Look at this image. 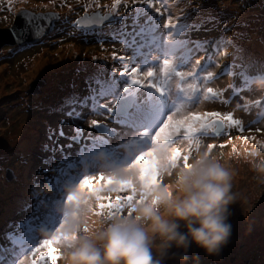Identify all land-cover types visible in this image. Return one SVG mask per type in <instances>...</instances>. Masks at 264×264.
<instances>
[{"label": "snow or ice", "instance_id": "6c2138e0", "mask_svg": "<svg viewBox=\"0 0 264 264\" xmlns=\"http://www.w3.org/2000/svg\"><path fill=\"white\" fill-rule=\"evenodd\" d=\"M11 5L13 0H8ZM20 4H26L29 0H18ZM81 0H77L80 3ZM55 0L48 3L37 4L35 7L46 11H30L28 8L18 10V19L13 22L8 31L16 42V45L7 49L8 54H13L19 50V46L24 44L25 38L29 33L36 37L43 34L46 24L42 21L52 23L60 20V14L56 11H47L50 6H54ZM123 4L126 14L118 11ZM160 4V6H157ZM191 4V0H189ZM65 6L63 3L61 7ZM69 11L72 6L67 5ZM106 12L98 11L101 8L100 0H90L84 4V14L73 22V27L81 30L82 34L95 35L102 37L99 32L105 25H118L108 34L113 41H120L126 50H131L132 55L117 56L112 53L114 60H119L124 64L117 77V69L113 68L109 78L104 79L103 73L106 71L103 64L89 66L81 61L76 69L77 75L84 74V88L76 91L77 85L73 83V91L64 96L60 103L50 106V112L60 113L62 118L53 127L46 125V142L42 144L41 150L50 153L43 159L42 167L38 173L62 172L63 165L66 164L70 170H79L82 166L84 172L95 171L96 174H73L63 182L57 180L51 184L53 197L51 201L37 199L35 191L31 193L33 200L37 204V210L44 206L45 212L39 216H34L17 225L20 230L18 233L8 234V239L14 246H18V251H13L15 257L9 260L8 264H58L60 260L59 245L62 237L57 233L49 234V238L37 240L36 232L40 229H51L57 225V208L61 203L79 201L83 196L96 193L99 201L98 207L101 210L115 209L120 206V202L125 197L103 195L107 190L117 187L119 192L130 191L115 176L109 174L108 169L116 167L125 160V146L133 140H140L152 144L154 147L160 146L171 150L172 160L186 158L181 147L177 145V138L181 137L182 142L189 148L200 141V137L209 133L216 136L227 134L233 128L243 131L246 126L241 119L235 118L234 112L243 107L246 111L250 108V103L246 100L243 105L237 104L236 108L227 111H203L197 107L205 101H219L223 105L230 103V98H225V88H213L209 84L213 82L217 74L209 70L215 63L213 55L228 45H233L235 58L240 59V49L233 44L231 38L220 36L213 39H193L192 32H199L204 24L214 21V17L193 20V13L199 14V8H191L190 11L184 10V15L173 17L169 12L167 19L164 20L163 29L165 35H158L159 20L157 16L149 13L154 9L155 14L163 18L162 7L168 11L167 0H113L112 4L104 5ZM90 9H93L90 11ZM143 17V22H141ZM6 19V18H5ZM131 20V23L128 21ZM64 23H68L67 17L63 18ZM206 31L210 29H205ZM228 26H224V31H228ZM103 46V42L101 40ZM209 46L211 52H209ZM69 48L72 45L68 46ZM201 51L207 53L205 57L196 59L192 63V58ZM163 57V59H160ZM97 61V57L91 58ZM202 59L204 62L202 63ZM135 64L129 70V64ZM152 65V66H148ZM189 65L190 68L188 67ZM146 67V70H142ZM216 67H221L216 63ZM240 68V75L243 78L245 89L251 90L257 78L264 77V72L256 76L247 74V66L243 64L235 65ZM188 68V70H184ZM225 71L229 68L224 66ZM123 80V87L119 86ZM142 90V91H141ZM240 89L233 87V96L239 93ZM264 96V89H260ZM143 96V99H141ZM252 105L264 109V100L257 99L251 102ZM85 109H89V114L95 113L103 115L105 120L111 119L121 124L128 125L134 130L133 134L126 143L113 146L104 136L93 137L91 132L88 136L84 135V124L88 128L95 129L107 136H113L115 130L108 127L104 120L87 118ZM260 123V118L247 125L248 131L252 132L253 124ZM68 129L66 132L65 129ZM255 132H264V128L256 127ZM237 140L245 143L253 141L254 146L264 147V140L258 139L255 135L237 136ZM66 141L67 143H62ZM90 141V144H89ZM82 147L78 154V160L70 159L66 149H71L73 144L81 143ZM232 139L224 141L223 148L231 144ZM210 150L216 145L208 144ZM60 153L61 160L56 161V153ZM233 154L237 153L235 144H232ZM244 152H248L245 148ZM154 175L152 169L148 170V177ZM50 180L46 176V181ZM36 185H33V188ZM69 186L75 187V192L65 194V189ZM131 199V195L126 197ZM8 249L0 248V252H7ZM223 256V251L218 257ZM0 256V261L4 260Z\"/></svg>", "mask_w": 264, "mask_h": 264}, {"label": "clouds", "instance_id": "9594fccd", "mask_svg": "<svg viewBox=\"0 0 264 264\" xmlns=\"http://www.w3.org/2000/svg\"><path fill=\"white\" fill-rule=\"evenodd\" d=\"M254 84L264 89V77ZM181 143L186 158L175 161L165 147L140 140L125 146V160L108 169L130 190L118 208L99 209L96 193L58 206L57 225L44 234L62 237V264H188L193 248L207 257L221 255L233 233L235 170L202 140L190 148ZM243 155L264 180V147ZM117 188L105 193L122 196ZM65 191L72 194L75 187ZM191 261L200 264L197 255Z\"/></svg>", "mask_w": 264, "mask_h": 264}, {"label": "rangeland", "instance_id": "374dc122", "mask_svg": "<svg viewBox=\"0 0 264 264\" xmlns=\"http://www.w3.org/2000/svg\"><path fill=\"white\" fill-rule=\"evenodd\" d=\"M194 1L192 8L198 7L199 11L206 15L217 14L222 16L224 22L221 24H223V26L214 24V21L210 22L215 31L224 30L225 25L228 24L231 26L233 24V32L240 37L239 41L241 42L243 38L247 37L249 24L253 26L252 21L255 20L254 25H256V28H261V32L264 33V18H260L261 12L263 14L264 12L258 10L263 0ZM45 2H47V0H29L28 3L22 5L18 0H13L10 5L8 0L0 1V42L11 38L12 35L10 32H5L1 28H5V25L12 22L13 16L15 14L17 16L20 8L41 9L35 6ZM88 2H90V0H84L83 5ZM104 2L101 4H104ZM62 3L63 2L59 3V10ZM67 4H70V2L67 1L66 5ZM72 5L74 6V17L78 14L77 11L82 5L78 7H76L75 4ZM51 9L52 7L50 6L47 10ZM202 16L205 15L202 14ZM76 31H79V29L77 28ZM55 35L56 36L44 38L40 43L31 47L30 51L21 55L15 51L13 54H8L7 49L0 50V58H8V60L0 61V142L5 138L9 144L13 145V143H15L13 146H10L5 142L3 147H0V223L3 221L4 227L9 224V216L14 214V212L20 214L27 204V198L23 195L24 190L22 189L17 194L9 195L7 189L12 185V182L6 180L2 182L3 170L6 166H14L12 160L16 155H20L19 158L22 157V153L19 152L22 148V140L27 133L33 132V127L37 132L42 131L45 133L46 125L56 119V115H53L45 120L46 118L44 117L48 115V113H43V111L48 104H44V101L45 103H56V96H62V91L67 89V85H63V83L68 82V80L65 79L70 72L68 70L71 66L76 64L74 56L80 51L79 46L81 44L76 43V45H72L69 41H62L61 33L60 38H58V33ZM49 38L53 40L52 43H57V45L51 42L45 43ZM69 45H72V47L69 48ZM85 48V46L81 47V49ZM96 48L101 50V44H97ZM105 51L107 52L106 59H110V52L107 48ZM93 56L94 54L92 52H81L80 56L77 58L79 59V63L75 69L80 66L81 61L89 64ZM10 57L14 58L10 59ZM33 63L39 64L37 68L33 70L34 73H26L32 68ZM81 74L77 75L76 73V77H79ZM36 77L46 78L47 85L42 88L40 93H26L25 91L29 87V83ZM223 78L227 81L225 76ZM223 83H225V81ZM222 86H227V83ZM253 90H256V88L253 87L251 90L247 89V91ZM251 94L258 96L262 95L260 88H258V91L251 92ZM42 105L43 107H41ZM207 105V103L202 104L203 107ZM212 106L223 111L227 109V106L221 103L213 104ZM102 119L104 122L112 123L110 119L105 120L104 116ZM85 126V129L90 130L88 125ZM239 144L244 145L248 149V152L254 147L243 141H240ZM212 151L216 153L217 148L215 147ZM230 154L231 152L228 150L218 153V155H222L223 159ZM224 160L228 161L230 166L235 170L232 190L237 195V203L232 206L233 214L230 217L233 225L232 237L227 246L224 247L223 256L219 258L218 261L225 264H243V260L247 257L252 258L257 253L261 252L257 259L260 264L261 262L264 264V180L261 181V178L255 171L254 173L248 172L250 167L244 164L243 158L237 159L230 157ZM5 173H7V169ZM86 174H94V172H87ZM17 176H21L20 171L15 172L13 176L11 174L7 175V178L8 180L17 181ZM240 177H245L246 179L242 181L239 180ZM250 180H253L254 183L250 184ZM103 195H111L114 198L115 193H103ZM21 197H23V199L16 202V199H20ZM6 209L9 210L7 214L4 213ZM42 234L43 233L39 234L38 237ZM43 236L46 235L44 234ZM192 255L199 256L200 264H202L203 261H208V257L205 256L202 251L193 248L189 252L190 259L188 264H192ZM229 256H233V260H229ZM168 264H175V262L169 260ZM208 264L217 263L213 257H210Z\"/></svg>", "mask_w": 264, "mask_h": 264}, {"label": "trees", "instance_id": "16d2710c", "mask_svg": "<svg viewBox=\"0 0 264 264\" xmlns=\"http://www.w3.org/2000/svg\"><path fill=\"white\" fill-rule=\"evenodd\" d=\"M263 8H264V0H263V3L260 5L258 10L260 12L261 11L264 12ZM260 18H264V14L262 12H261ZM252 23H253V26L251 24H249V30H248L247 37L243 38L241 40V42H243L241 47L243 49L249 50L254 55H258V54L262 53L263 49H264V33L261 32V28L260 29L256 28V25H254L255 20H253ZM263 27H264V24H263ZM258 255H260V252L255 255L254 261L252 258H250V259L246 258L249 260L248 263H246V264H254L257 260ZM252 261H253V263H252Z\"/></svg>", "mask_w": 264, "mask_h": 264}, {"label": "bare ground", "instance_id": "6f19581e", "mask_svg": "<svg viewBox=\"0 0 264 264\" xmlns=\"http://www.w3.org/2000/svg\"><path fill=\"white\" fill-rule=\"evenodd\" d=\"M168 9L171 10L170 7H168ZM38 65H39L38 63H33V64H32V68H31L29 71H27L26 73H30V74L34 73L33 70H35V69L37 68ZM57 160H59V159H56V161H57ZM65 166H66V164H65ZM71 172H72V174H74L75 170H71ZM245 179H246L245 177H240V178H239V180H242V181L245 180ZM249 183H250V184H253L254 181H253V180H250ZM7 233L9 234L10 232L7 231Z\"/></svg>", "mask_w": 264, "mask_h": 264}, {"label": "water", "instance_id": "95a60500", "mask_svg": "<svg viewBox=\"0 0 264 264\" xmlns=\"http://www.w3.org/2000/svg\"><path fill=\"white\" fill-rule=\"evenodd\" d=\"M36 82H34L33 84H32V86L35 84Z\"/></svg>", "mask_w": 264, "mask_h": 264}]
</instances>
